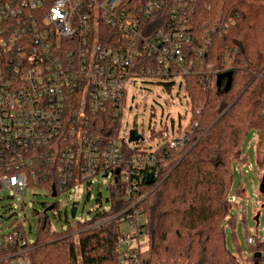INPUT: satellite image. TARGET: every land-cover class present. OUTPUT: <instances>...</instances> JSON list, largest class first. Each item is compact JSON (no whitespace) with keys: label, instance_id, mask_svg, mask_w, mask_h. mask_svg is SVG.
Segmentation results:
<instances>
[{"label":"built area","instance_id":"1","mask_svg":"<svg viewBox=\"0 0 264 264\" xmlns=\"http://www.w3.org/2000/svg\"><path fill=\"white\" fill-rule=\"evenodd\" d=\"M123 1L0 0V193L10 190L22 197L24 191L43 189L56 199L84 187L92 198L90 192L97 188L94 217L76 223L100 229L116 220L118 264H138L145 237L140 185L150 173L157 179L158 151L163 146L183 149L197 124L182 126L185 105L177 123L154 130L160 141L147 146L149 137L143 135L142 141H128L123 119L152 87L166 94L165 84L173 83L172 91L183 87V43L189 40L185 13L192 10L185 0H171L177 28L158 30L153 38L148 30L142 33L136 13L122 7ZM167 1L145 0L143 15L150 17ZM97 114L117 127L105 140L93 132L91 117ZM260 115L264 118V101ZM116 187L124 205L107 215ZM103 188L109 192L106 198ZM229 200L237 202L233 195ZM56 203L45 205L54 210ZM64 215L69 225L76 219V211L73 218L70 210ZM69 225L53 231L76 229ZM255 239L248 237L247 244ZM34 247L17 222L0 231V264H30Z\"/></svg>","mask_w":264,"mask_h":264},{"label":"trees","instance_id":"2","mask_svg":"<svg viewBox=\"0 0 264 264\" xmlns=\"http://www.w3.org/2000/svg\"><path fill=\"white\" fill-rule=\"evenodd\" d=\"M168 0L146 18L145 0H124L122 7L136 13L142 33L154 38L158 30L177 28ZM183 91L191 129L183 149L163 146L161 168L151 184L141 183L139 208L145 221V240L137 251L138 264H245L226 245L233 164L244 163L241 147L251 132L256 136V163L264 173V0H185ZM172 26L170 28L166 27ZM146 29V30H145ZM206 47V51L200 52ZM191 60V61H190ZM178 67H176V70ZM229 75V77H228ZM218 77L221 78L220 82ZM230 80L227 87V81ZM172 92L173 83L165 84ZM93 132L105 140L116 126L105 115H93ZM159 134L151 130V138ZM244 197V189L237 190ZM119 188L111 189V210L122 205ZM47 206L44 205V208ZM30 264H118L116 220L100 229H50L47 215L39 214ZM75 233V234H74ZM250 237V236H248ZM247 237V239H248ZM246 239V241H247ZM251 264H264V236L248 245ZM260 253L259 258L254 255Z\"/></svg>","mask_w":264,"mask_h":264},{"label":"rangeland","instance_id":"3","mask_svg":"<svg viewBox=\"0 0 264 264\" xmlns=\"http://www.w3.org/2000/svg\"><path fill=\"white\" fill-rule=\"evenodd\" d=\"M185 105L186 113L185 117L182 118L183 127L188 126L189 123V108L183 87L179 89L175 87L171 94H166L161 89L152 87L147 92L143 103L125 113L123 121L126 122L127 131L135 128L137 133L143 135L144 138L149 137L145 141V145L153 146L160 141V137L158 135L151 138L149 127L158 132L164 123L168 126L171 125L172 121L177 123ZM255 147L256 136L255 133L251 132L241 147V157H244V163L235 162L233 164V191L231 195L236 196L237 202L230 211L231 217L234 216L233 225L225 227L227 248L232 254L239 255L242 261L245 260V264H251L249 260H246L249 257L247 237L254 236L262 240L264 236V209L260 208L264 204V194L259 192L260 180L264 173L257 166ZM238 166H240L241 172L238 170ZM240 186L244 189V197L242 198L237 195ZM90 193L92 198L87 197L84 187H80L73 191L68 198L60 195L54 199L47 196L43 189L24 191L22 197L6 190L0 193V231H8L14 224L21 222L27 236L35 241L37 216L43 214L45 204H52L53 202H57L56 208L46 214L51 230L67 228L69 223L64 219V212L66 210L69 213L72 203H76V219H71L70 215L69 226L74 228L77 221L90 220L94 217L99 206L95 200L97 188H93ZM101 193L104 198L109 195L106 188H103ZM258 212H260L259 223L256 226L253 217ZM145 238L146 236L141 242H144Z\"/></svg>","mask_w":264,"mask_h":264},{"label":"water","instance_id":"4","mask_svg":"<svg viewBox=\"0 0 264 264\" xmlns=\"http://www.w3.org/2000/svg\"><path fill=\"white\" fill-rule=\"evenodd\" d=\"M228 77H229V75H228ZM221 78H223V77H218L217 82H220ZM229 83H230V80L227 81V87L229 86ZM142 140H143V137L140 134H136L134 129H131L129 131V140H128L129 142H138V141H142ZM152 182H153V175L150 173L147 175L146 183L151 184ZM259 192H260V194H264V174L260 180ZM263 206L264 205L262 204L260 208H263ZM51 210H53V205H49L47 208H45L43 210V214L45 215V214H47L48 211H51ZM75 211H76L75 203H73V206L70 209V215L72 218L75 215ZM259 215H260V212L256 213L255 216L253 217V220H254L256 226H258V223H259ZM260 256H261L260 253H256L254 255L255 258H259Z\"/></svg>","mask_w":264,"mask_h":264}]
</instances>
